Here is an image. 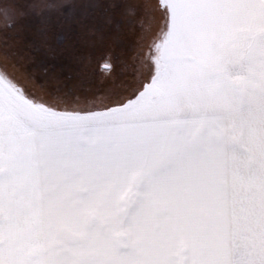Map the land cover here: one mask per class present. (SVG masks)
Masks as SVG:
<instances>
[{
    "label": "snow or ice",
    "instance_id": "obj_1",
    "mask_svg": "<svg viewBox=\"0 0 264 264\" xmlns=\"http://www.w3.org/2000/svg\"><path fill=\"white\" fill-rule=\"evenodd\" d=\"M51 8L74 54L26 60ZM0 16V264H264V0Z\"/></svg>",
    "mask_w": 264,
    "mask_h": 264
},
{
    "label": "rangeland",
    "instance_id": "obj_2",
    "mask_svg": "<svg viewBox=\"0 0 264 264\" xmlns=\"http://www.w3.org/2000/svg\"><path fill=\"white\" fill-rule=\"evenodd\" d=\"M9 2V0H0V4H4ZM29 3L32 2V0H28ZM40 2H46L49 4H57V3H63V4H68V3H79L80 0H40ZM73 11L72 9H65V8H51L48 10H41L39 13L33 15L31 12H29L27 23L29 25V31L27 33V39L26 41H23L22 43H26L29 45H34L32 44L33 38H30V34L36 38V42L40 44V46H43L45 50H51L52 49V41L57 39V37L60 35L59 30L60 26H57L56 24L60 25H65L67 27V30H69L70 27V20L68 18L69 13ZM60 21L59 23H57ZM9 23L8 20H5L3 16H0V36L4 35L5 33L12 34L15 32V28L18 26V23L14 25L13 27H6V25ZM39 26V27H38ZM58 27V28H57ZM44 28L46 34L44 38L41 35L40 30ZM54 40V42H55ZM66 52H65V51ZM40 50L38 51H33L31 47H25L23 49V56L27 60L28 58L32 59H39L43 56L39 54ZM64 51V52H63ZM71 47H69L68 42L63 45V49L57 50L56 51V57L58 59H64V60H69L71 56L74 54L71 53ZM34 54V55H33ZM43 54V52H42ZM46 53L44 52V56ZM88 71H93V69H88Z\"/></svg>",
    "mask_w": 264,
    "mask_h": 264
},
{
    "label": "trees",
    "instance_id": "obj_3",
    "mask_svg": "<svg viewBox=\"0 0 264 264\" xmlns=\"http://www.w3.org/2000/svg\"><path fill=\"white\" fill-rule=\"evenodd\" d=\"M60 21H58L57 23H59ZM57 26H62L61 25V22H60V25H58V24H56ZM63 26H65V25H63ZM39 27V26H38ZM59 27V28H60ZM58 28V27H57ZM62 28V27H61ZM42 29H44V28H42ZM41 29V30H42ZM40 30V31H41ZM62 30H64L65 32H67L68 33V31H66L67 30V27L65 26V29H63L62 28ZM61 33V30H59V34ZM66 35V34H65ZM61 36V34L57 37V39L55 40V42H54V40L52 41V43H51V45H52V49L50 50H45L44 48H43V46H40V44L39 43H37L35 40H36V38L34 37V36H32V34H30V38H33V42H32V44H34L35 46H37V48H38V50H40L38 53L39 54H41V56H43L44 57V52L46 53V55L50 52V51H52V52H54V54L55 55H57L56 54V51L57 50H60V49H63V45L64 44H66L67 43V40L64 42V43H61L60 41H59V37ZM44 38V37H43ZM71 50H72V52L71 53H73V49L71 48ZM65 51V50H64ZM63 51V52H64ZM42 52H43V54H42ZM66 52V51H65ZM34 55V54H33Z\"/></svg>",
    "mask_w": 264,
    "mask_h": 264
},
{
    "label": "flooded vegetation",
    "instance_id": "obj_4",
    "mask_svg": "<svg viewBox=\"0 0 264 264\" xmlns=\"http://www.w3.org/2000/svg\"><path fill=\"white\" fill-rule=\"evenodd\" d=\"M63 29H65V26H61ZM60 27V30H61V33L60 34H67V32H65L64 30H62V28ZM41 32V31H40ZM45 34H46V32H45Z\"/></svg>",
    "mask_w": 264,
    "mask_h": 264
}]
</instances>
